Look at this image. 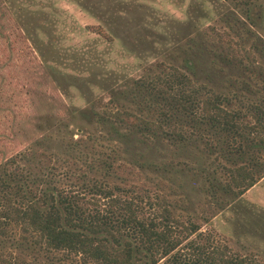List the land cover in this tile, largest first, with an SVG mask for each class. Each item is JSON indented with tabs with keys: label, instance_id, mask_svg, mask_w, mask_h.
<instances>
[{
	"label": "rangeland",
	"instance_id": "rangeland-1",
	"mask_svg": "<svg viewBox=\"0 0 264 264\" xmlns=\"http://www.w3.org/2000/svg\"><path fill=\"white\" fill-rule=\"evenodd\" d=\"M172 68L229 110L264 106V0H0V164L12 157L32 188L85 200L94 194L82 184L99 182L144 214L166 201L204 236L264 260V176L211 216L212 175L224 182L232 164L207 127L179 119L165 128L179 137L143 136L106 119L117 110L156 118L138 81ZM6 234L0 255L24 264H93L25 241L18 226Z\"/></svg>",
	"mask_w": 264,
	"mask_h": 264
},
{
	"label": "trees",
	"instance_id": "trees-1",
	"mask_svg": "<svg viewBox=\"0 0 264 264\" xmlns=\"http://www.w3.org/2000/svg\"><path fill=\"white\" fill-rule=\"evenodd\" d=\"M252 1L242 0V4ZM138 83L141 91L157 101L156 118L117 110L105 112L107 121L143 136L169 133L179 137L178 129L165 130L179 119L196 130L207 127L218 141L220 157L232 164L224 182L212 175L206 204L211 216L220 203H236L264 176L262 104H248L245 112L229 110L220 94L196 86L176 68L162 77H143ZM13 164L12 157L0 164L2 236L8 227L18 226L25 241L32 237L47 250L75 254L93 264H264L253 254L235 253L204 236L199 224L174 217L166 201L149 203L150 211L144 214L139 204L115 195L113 187L99 182L82 184L94 194L88 200L49 185L34 189L22 172L12 169ZM0 264L24 263L0 255Z\"/></svg>",
	"mask_w": 264,
	"mask_h": 264
}]
</instances>
